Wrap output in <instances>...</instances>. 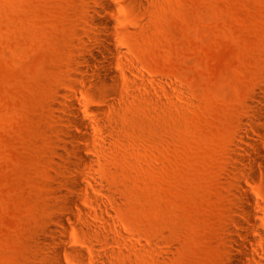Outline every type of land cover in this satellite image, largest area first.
<instances>
[{
  "label": "rangeland",
  "instance_id": "rangeland-1",
  "mask_svg": "<svg viewBox=\"0 0 264 264\" xmlns=\"http://www.w3.org/2000/svg\"><path fill=\"white\" fill-rule=\"evenodd\" d=\"M90 1L0 0V264H39L59 178L52 103L81 55ZM118 16L117 74L159 84L120 129L115 219L133 247L114 264H223L234 134L264 74V0H150ZM82 239L70 230L64 246Z\"/></svg>",
  "mask_w": 264,
  "mask_h": 264
},
{
  "label": "bare ground",
  "instance_id": "bare-ground-1",
  "mask_svg": "<svg viewBox=\"0 0 264 264\" xmlns=\"http://www.w3.org/2000/svg\"><path fill=\"white\" fill-rule=\"evenodd\" d=\"M149 1H90L81 55L52 103L50 152L59 178L49 197L52 225L41 231L39 264H66L65 253L70 261L78 255L80 264H114L123 256L119 247H133L115 219L122 203L115 152L121 127L131 128L127 111L153 101L150 90L159 83L143 74H117L123 52L118 12L147 9ZM141 89L149 95L144 97ZM229 171L234 199L223 264H264V74L237 121ZM70 230L91 240L82 239L83 248L67 249Z\"/></svg>",
  "mask_w": 264,
  "mask_h": 264
}]
</instances>
